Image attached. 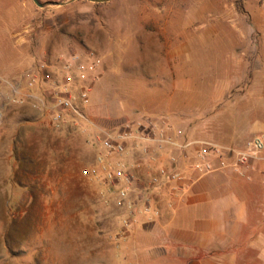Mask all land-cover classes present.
<instances>
[{
    "label": "rangeland",
    "instance_id": "374dc122",
    "mask_svg": "<svg viewBox=\"0 0 264 264\" xmlns=\"http://www.w3.org/2000/svg\"><path fill=\"white\" fill-rule=\"evenodd\" d=\"M38 1L63 5L39 9L31 0H0V36L4 29L12 36L0 55L5 52L15 62L16 50L23 51L14 42L28 34L23 46L34 65L27 71L44 65L59 79L63 67L70 66L68 95L84 119L76 121L69 113L64 135L76 145L95 147L99 135L88 119L127 132L135 111L141 112L140 105L149 100L143 88L147 78L160 73L156 44L183 42L185 78L224 77L239 83L232 92L248 89L263 70L264 0ZM101 82L97 95L96 83ZM87 88L91 92L83 103L79 96ZM38 92L48 109L51 84ZM39 110L46 112L49 124L40 131L23 129L22 160L9 163L8 170L0 161V264H123L116 255L126 248L125 241L119 242L125 222L115 215V188L102 175H84L92 167L89 161L51 162V116ZM109 117L117 119V128H111ZM4 149L0 145V157ZM125 157L114 155L108 162L128 174ZM54 186L68 187L67 193H53Z\"/></svg>",
    "mask_w": 264,
    "mask_h": 264
},
{
    "label": "crops",
    "instance_id": "0c3cea01",
    "mask_svg": "<svg viewBox=\"0 0 264 264\" xmlns=\"http://www.w3.org/2000/svg\"><path fill=\"white\" fill-rule=\"evenodd\" d=\"M7 32L0 36L1 51L12 37ZM27 35L14 42L23 51L16 50L15 62L5 52L0 55V145L5 148L0 161L5 170L24 157L19 150L23 129L40 131L49 124L46 112L36 106L38 90H27L22 80V72L34 65L23 46ZM156 45L160 73L147 78L143 88L149 100L140 105L141 112L135 111L137 117L125 132V166L132 182L123 184V205L113 204L117 220L125 222L119 242L125 241L126 248L116 256L123 264H264V58L263 70L248 89L232 92L239 83L224 77L185 78L183 42ZM65 76L63 70L59 79L51 74V106L54 93L70 87ZM96 85L98 95L104 83ZM16 87L20 97L13 101ZM67 116L65 112L59 128L50 120L51 162L89 161L93 166L90 159L100 151L98 143L93 148L73 144L64 135ZM109 118L111 128H117V119ZM100 121L87 120L94 134L116 133ZM255 137L263 149L247 164H237L227 151L243 150ZM204 145L224 151L201 160ZM205 164L213 170L205 173ZM175 174L180 177L172 179ZM61 189L67 193L68 187L54 186L53 193Z\"/></svg>",
    "mask_w": 264,
    "mask_h": 264
},
{
    "label": "built area",
    "instance_id": "2783aa9c",
    "mask_svg": "<svg viewBox=\"0 0 264 264\" xmlns=\"http://www.w3.org/2000/svg\"><path fill=\"white\" fill-rule=\"evenodd\" d=\"M44 65L37 67L31 71H26L22 75V80L24 87L30 91L38 90L43 84H51V75L44 70ZM65 72V83L70 86L73 81L70 74V66L65 65L63 67ZM20 87L14 89V94L11 100L16 101L19 99L20 95L18 90ZM91 92V88H87L84 92L81 91L79 98L83 103L87 102V95ZM55 102L46 107V105L41 101V99L36 100V106L42 108V110H48L52 118V124L59 128L64 121V113H70L76 121H81L84 119L80 111L74 106L73 99L68 95V89L65 88L63 91H58L54 93ZM18 98V99H16ZM52 113V114H51ZM1 113H0V122H1ZM128 139L126 133H113L105 135V138L101 139L100 136L96 138L98 143L99 152L95 159V164L88 170L84 172V175L87 177H99L103 176V179L111 183L115 188L113 194L116 197V204L118 206L123 205L124 199L126 198L127 190L124 186L120 187V183L128 184L130 181V176L124 172L121 165L111 166L108 162L109 157L114 155H123L125 152L124 144ZM263 149L262 141L255 137L248 141L243 150L240 151H227L235 155V160L237 164L245 165L249 162L250 159L254 158L261 150ZM223 149L215 145H204L199 151V158L205 160L209 157V154L220 155L223 153ZM205 173L211 172L213 169L209 164H205ZM180 177L175 174L171 178L175 179Z\"/></svg>",
    "mask_w": 264,
    "mask_h": 264
},
{
    "label": "water",
    "instance_id": "95a60500",
    "mask_svg": "<svg viewBox=\"0 0 264 264\" xmlns=\"http://www.w3.org/2000/svg\"><path fill=\"white\" fill-rule=\"evenodd\" d=\"M35 6L39 9H43L46 6H62L63 3H54V2H45V3H40L38 0H31ZM75 0H71V2H73ZM93 3H106L110 0H87Z\"/></svg>",
    "mask_w": 264,
    "mask_h": 264
}]
</instances>
